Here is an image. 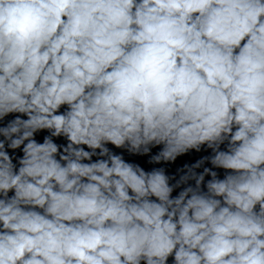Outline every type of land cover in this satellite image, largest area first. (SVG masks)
<instances>
[{
  "label": "clouds",
  "instance_id": "1",
  "mask_svg": "<svg viewBox=\"0 0 264 264\" xmlns=\"http://www.w3.org/2000/svg\"><path fill=\"white\" fill-rule=\"evenodd\" d=\"M0 264H264V0H0Z\"/></svg>",
  "mask_w": 264,
  "mask_h": 264
}]
</instances>
